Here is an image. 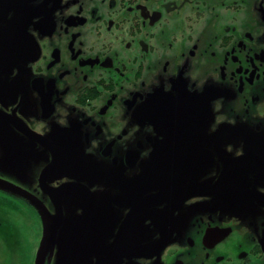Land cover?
Listing matches in <instances>:
<instances>
[{"label":"flooded vegetation","instance_id":"af4514ba","mask_svg":"<svg viewBox=\"0 0 264 264\" xmlns=\"http://www.w3.org/2000/svg\"><path fill=\"white\" fill-rule=\"evenodd\" d=\"M0 264H264V0H0Z\"/></svg>","mask_w":264,"mask_h":264},{"label":"rangeland","instance_id":"374dc122","mask_svg":"<svg viewBox=\"0 0 264 264\" xmlns=\"http://www.w3.org/2000/svg\"><path fill=\"white\" fill-rule=\"evenodd\" d=\"M8 216H9V214H8Z\"/></svg>","mask_w":264,"mask_h":264},{"label":"water","instance_id":"95a60500","mask_svg":"<svg viewBox=\"0 0 264 264\" xmlns=\"http://www.w3.org/2000/svg\"><path fill=\"white\" fill-rule=\"evenodd\" d=\"M41 250V249H40Z\"/></svg>","mask_w":264,"mask_h":264}]
</instances>
